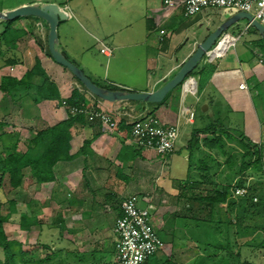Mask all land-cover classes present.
Listing matches in <instances>:
<instances>
[{
  "label": "crops",
  "instance_id": "crops-1",
  "mask_svg": "<svg viewBox=\"0 0 264 264\" xmlns=\"http://www.w3.org/2000/svg\"><path fill=\"white\" fill-rule=\"evenodd\" d=\"M40 1L43 2L27 4L55 2L66 8L67 18L58 26L56 45L62 53L92 79L140 92L162 87L200 42L238 12L211 7L188 16L184 8L167 7L164 0H125L117 4L113 17H103L100 24L103 6L90 8L87 0H72L73 4L71 0ZM97 1L103 5L116 0ZM136 6L140 10L138 17L134 13ZM13 8L16 7L0 11ZM14 27L23 29L25 34L13 46L5 39L0 40V85L4 77L21 79L40 62L57 84L61 98L69 97L79 84L76 76L48 53V26L41 20L22 17ZM95 27L98 32L94 31ZM241 28L237 33L236 29ZM4 29L5 24L0 20V34ZM162 29L164 34L160 32ZM228 30L242 35V42L239 39L224 57L211 63L215 69L201 86L199 74L193 73L198 81L196 95L185 92L183 82L169 92L161 105L152 101H107L86 94L88 105L105 109L119 122H129L127 110L140 115L153 109L154 115L164 123L179 120L181 133L173 154L164 157L154 149H138L131 133L119 123L114 130L88 121L73 126L70 140L73 157L58 161L53 179L39 182L30 167H26L18 187H9L8 194L4 192L6 187L0 189L7 200L15 201L13 219L4 223L9 238L20 241L23 249L36 259L60 250L58 258L70 264H115L118 238L114 225L121 214V202L138 195L143 207H150L152 221L161 230L165 243L164 249L146 264H167L164 260L169 256L175 264H197L196 243L178 233L183 230V223L191 220L181 217V202L177 198L180 188L176 185L187 176L185 145L197 117L206 123L220 115L229 126L240 128L254 142L264 141V38L245 18L234 22ZM103 44L111 49V54L102 52ZM202 65L207 64L200 61L196 68ZM43 81L42 75L35 74L30 83L37 86ZM35 95L33 88L11 95L0 87V121L6 122L3 131L17 134L20 152L27 151L28 141L40 128L68 118V110L60 100L36 102ZM184 107L195 108L193 122L182 114ZM183 132L187 137L179 143ZM96 133L89 148L79 152L84 141ZM123 141L128 146L122 153ZM9 152L8 142L3 144L0 139V153ZM175 153L182 156V165H176ZM174 167L183 168L175 171ZM22 215L30 218V227L22 225ZM174 215L176 218L172 219ZM9 226L14 229L13 236L9 235L12 229Z\"/></svg>",
  "mask_w": 264,
  "mask_h": 264
},
{
  "label": "trees",
  "instance_id": "trees-1",
  "mask_svg": "<svg viewBox=\"0 0 264 264\" xmlns=\"http://www.w3.org/2000/svg\"><path fill=\"white\" fill-rule=\"evenodd\" d=\"M25 17L41 20L47 25L40 17ZM21 18L1 20L5 24V29L0 34V40L5 39L13 46L15 41L25 34L23 29L14 27V23ZM47 51L50 54L49 48ZM202 66L191 73V75L199 74L200 86L209 79L215 69L211 64ZM35 74L43 76L42 84L31 85V78ZM75 78L79 86L72 90L69 97L62 99L57 84L50 79L40 62H37L19 80L2 78L0 87L11 95L20 90L28 92L33 88L36 91L33 97L36 102L44 99L60 100L62 103L65 101L67 106L79 108L88 106L87 93L99 98L77 77ZM92 80L107 89L131 91ZM169 94L159 103L160 105L166 101ZM154 111L155 109L147 112L154 114ZM87 121L102 125L99 121L88 120L82 113L73 114L68 110L67 119L53 126L40 128L35 137L28 141L25 152L17 150V134L4 132L6 122L0 121V139L3 140V144L8 142L10 148L9 153H0V189L6 187V184L11 189L18 187L22 182L23 169L26 167H30L39 182L53 179V169L58 161L73 157L70 154L71 128ZM119 126L125 127L128 133H131V122L121 120ZM97 135L98 133L93 138L85 140L79 152H85ZM127 146L123 141L122 153ZM185 148L188 152L187 176L176 183L180 188L177 198L181 202L182 219L188 218L191 222H184L183 230L178 233L196 243L199 257L197 264H263L264 141L254 142L242 130L238 131L229 126L227 121H224V117L219 115L201 126L195 125ZM174 151L175 149L162 156L169 157ZM256 175L260 176L258 179L261 180L251 183L250 179ZM238 187L246 188V193L235 195V189ZM7 202L8 211L3 213V202L0 198V250L2 251L0 264H70L61 257L58 258L60 255L57 254L60 250L44 258L33 259L30 251L23 249L20 241L9 238L4 223L9 221L15 212V201L11 198ZM175 218L176 215L172 217ZM21 223L28 228L32 221L27 215H22ZM157 233L161 237V230ZM161 250L151 257L156 256ZM245 252L249 255L246 256ZM164 262L175 264L172 256L167 257Z\"/></svg>",
  "mask_w": 264,
  "mask_h": 264
},
{
  "label": "built area",
  "instance_id": "built-area-1",
  "mask_svg": "<svg viewBox=\"0 0 264 264\" xmlns=\"http://www.w3.org/2000/svg\"><path fill=\"white\" fill-rule=\"evenodd\" d=\"M165 6L170 8H184L188 16L196 15L205 8H228L236 11L250 12L256 20L264 26V0H164ZM66 10V8H64ZM41 31L43 27L39 24ZM162 34L165 30L160 31ZM240 38L228 29L223 31L217 41L209 48L201 59L202 64H211L224 57L229 49L236 45ZM102 52L109 55L111 49L104 45ZM185 92L195 94L198 90V81L195 76L189 75L183 81ZM246 87L245 84L241 85ZM63 105L73 114L82 113L88 120H96L109 129L114 130L119 121L110 112L98 106L86 107ZM182 114L187 115L191 122L195 118L194 107H184ZM125 115L132 123L131 137L138 148L154 149L157 153L165 155L175 149L181 133V122H162L156 115L143 112L135 115L127 110ZM246 188L238 187L235 195H243ZM122 214L114 225L117 235L116 263L115 264H144L155 252L164 249L165 243L157 233L152 221L150 207L140 206V196L131 195L121 202Z\"/></svg>",
  "mask_w": 264,
  "mask_h": 264
},
{
  "label": "water",
  "instance_id": "water-1",
  "mask_svg": "<svg viewBox=\"0 0 264 264\" xmlns=\"http://www.w3.org/2000/svg\"><path fill=\"white\" fill-rule=\"evenodd\" d=\"M25 16L40 17L47 23L49 29L48 45L54 60L67 67L91 93L107 101L140 100L161 102L173 88L181 84L198 66L205 52L211 48L222 32L229 29V27L240 18L247 19L264 38V26L256 20L250 12L239 11L211 32L202 42H200L195 52L182 64L175 76L168 80L162 87L153 91L144 92L132 90H111L96 84L77 64L71 61L56 47L58 42V26L62 20L67 18V12L60 4L55 2L31 3L10 10L0 11L1 20H12L17 17Z\"/></svg>",
  "mask_w": 264,
  "mask_h": 264
},
{
  "label": "rangeland",
  "instance_id": "rangeland-1",
  "mask_svg": "<svg viewBox=\"0 0 264 264\" xmlns=\"http://www.w3.org/2000/svg\"><path fill=\"white\" fill-rule=\"evenodd\" d=\"M33 1H36V0H0V10H4V9H6V8H8V7H19V6H22V5H26L27 3H29V2H33ZM38 2H43V1H40V0H37ZM57 1H60L61 3L63 2V0H57ZM88 2H89V4H90V8H92V7H95V6H97L98 7V9H99V7H102L103 8V10L104 11H102V13H101V15H100V24L102 23V19H103V17H105V16H108V17H113L114 16V14L116 13V11H115V9L117 8V4H120V2L122 3V2H124L125 0H116L115 2L113 1V2H105V3H103V5H102V3L101 4H99L100 3V1H97V0H87ZM71 3L73 4L74 3V1H72L71 0ZM88 4V3H87ZM101 5V6H100ZM97 9V10H98ZM106 9H107V12H106ZM134 10H135V16H140V10H139V8H138V6H136L135 8H134ZM233 10V9H232ZM1 20V19H0ZM140 23H141V25H142V22L141 21H139ZM140 23L138 24L139 26H140ZM104 25V24H103ZM88 28H89V26H87ZM98 27V26H97ZM97 27H95V28H93L94 29V31H96V32H98L97 30H98V28ZM96 28H97V30H96ZM103 27H101V29H102ZM90 30H92V28H89ZM93 31V30H92ZM236 31H237V33H239L240 31H242V28L241 29H236ZM240 36H242V35H240ZM240 39V42H242V37L241 38H239ZM230 49H233V47H231ZM229 49V50H230ZM197 69V68H196ZM224 121H226V118L224 117ZM227 123H228V121H227ZM201 124L203 125L204 124V121H202V119H200L199 117H197V123H196V125L197 126H201ZM233 129H235V128H233ZM237 129V128H236ZM238 131L239 130H241L240 128L239 129H237ZM184 132H186V131H184ZM184 132H183V134H182V136H181V141L179 142V143H181L182 142V140L183 139H185L186 137H187V134L185 135V137H184ZM173 158L176 160V165L178 164V165H182L181 164V162H182V156H179L178 155V153H175L174 154V156H173ZM186 167V166H185ZM183 167H180V168H178L177 167V169L174 167V170L175 171H179L180 169H182ZM184 170V169H183ZM173 175V174H172ZM174 175H177V174H174ZM260 176H258V175H256V176H254V177H252L251 179H250V181H251V183H255V181H260L261 179H258ZM8 190H9V185L8 184H6V188L4 189V192L6 193V194H8ZM11 190H9V192H10ZM4 192H2L1 191V193H0V198H1V200H2V202H3V206H2V212L4 213V212H7L8 211V202H7V199H6V195L4 194ZM144 202L142 201V199L140 198V204H141V206L143 207L144 206V204H143ZM179 205H181V203L179 204ZM12 219H13V216H12ZM12 222H14V221H12ZM9 228H12L11 230H10V233H9V235L10 236H13V227L12 226H9ZM156 230H157V228H156ZM158 231V230H157ZM185 233H186V230H185ZM184 250H188L187 248H184ZM28 251V250H27ZM245 255L247 256V255H249V253H247V252H245ZM245 255H243V256H245ZM2 256V251L0 250V257ZM30 256L34 259L35 258V256H32L31 255V252H30ZM155 257V256H154ZM154 257H152V258H154ZM246 258V257H245ZM262 263L264 264V257H263V259H262Z\"/></svg>",
  "mask_w": 264,
  "mask_h": 264
},
{
  "label": "clouds",
  "instance_id": "clouds-1",
  "mask_svg": "<svg viewBox=\"0 0 264 264\" xmlns=\"http://www.w3.org/2000/svg\"><path fill=\"white\" fill-rule=\"evenodd\" d=\"M217 41V40H216Z\"/></svg>",
  "mask_w": 264,
  "mask_h": 264
}]
</instances>
